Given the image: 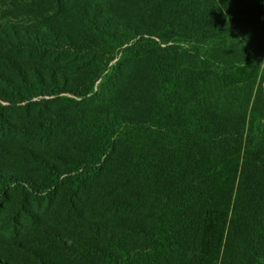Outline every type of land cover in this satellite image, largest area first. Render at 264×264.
I'll return each mask as SVG.
<instances>
[{"label": "trees", "instance_id": "1", "mask_svg": "<svg viewBox=\"0 0 264 264\" xmlns=\"http://www.w3.org/2000/svg\"><path fill=\"white\" fill-rule=\"evenodd\" d=\"M26 4L0 21V264H264V0Z\"/></svg>", "mask_w": 264, "mask_h": 264}, {"label": "rangeland", "instance_id": "2", "mask_svg": "<svg viewBox=\"0 0 264 264\" xmlns=\"http://www.w3.org/2000/svg\"><path fill=\"white\" fill-rule=\"evenodd\" d=\"M27 0H0V21L24 20L26 18ZM17 4L18 6H14ZM261 71L264 77V57L260 60Z\"/></svg>", "mask_w": 264, "mask_h": 264}]
</instances>
